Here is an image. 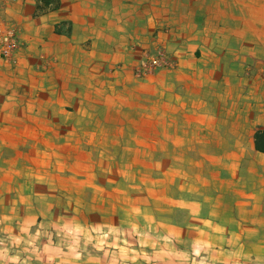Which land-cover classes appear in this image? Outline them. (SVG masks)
<instances>
[{
  "label": "crops",
  "instance_id": "1",
  "mask_svg": "<svg viewBox=\"0 0 264 264\" xmlns=\"http://www.w3.org/2000/svg\"><path fill=\"white\" fill-rule=\"evenodd\" d=\"M38 1L0 0V264L264 263V0Z\"/></svg>",
  "mask_w": 264,
  "mask_h": 264
},
{
  "label": "built area",
  "instance_id": "2",
  "mask_svg": "<svg viewBox=\"0 0 264 264\" xmlns=\"http://www.w3.org/2000/svg\"><path fill=\"white\" fill-rule=\"evenodd\" d=\"M20 46L21 42L16 27L9 22L0 21V58L10 60L20 49ZM144 66L146 70L169 66L164 50L158 49L155 54L148 55ZM102 235L107 236L108 232H104Z\"/></svg>",
  "mask_w": 264,
  "mask_h": 264
},
{
  "label": "trees",
  "instance_id": "3",
  "mask_svg": "<svg viewBox=\"0 0 264 264\" xmlns=\"http://www.w3.org/2000/svg\"><path fill=\"white\" fill-rule=\"evenodd\" d=\"M58 6H59L58 0H39L37 4L36 14H42L48 10L57 9Z\"/></svg>",
  "mask_w": 264,
  "mask_h": 264
},
{
  "label": "rangeland",
  "instance_id": "4",
  "mask_svg": "<svg viewBox=\"0 0 264 264\" xmlns=\"http://www.w3.org/2000/svg\"><path fill=\"white\" fill-rule=\"evenodd\" d=\"M258 264H264V263H258Z\"/></svg>",
  "mask_w": 264,
  "mask_h": 264
}]
</instances>
